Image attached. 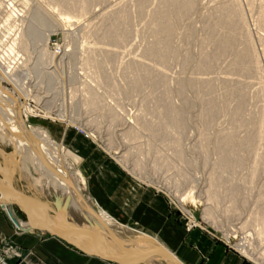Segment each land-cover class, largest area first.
<instances>
[{"label": "rangeland", "instance_id": "rangeland-1", "mask_svg": "<svg viewBox=\"0 0 264 264\" xmlns=\"http://www.w3.org/2000/svg\"><path fill=\"white\" fill-rule=\"evenodd\" d=\"M40 1L54 15L68 20L63 30H53L43 7L37 9L30 0H0V60L10 69L23 66L13 82L24 90L19 88V94L12 83L1 80L0 84L19 97L20 103L25 102L30 110L22 109L25 121L39 126L59 144L81 193L93 201L78 170L77 155L101 152L111 161L110 166L116 164L136 183L164 195L169 220L176 227L185 232L207 230L248 263L258 264L240 253L247 248L255 259L260 255L258 261L264 264V234H257L264 221L259 225L253 221L257 213L264 212V127L261 140L255 139L249 147L242 145L258 129L264 112V0H193V8L172 22L169 55L163 61L147 51L155 40L154 14L161 0ZM225 4L233 9L232 16L242 18L244 30H234L236 42L220 53L226 29L222 27L212 40L209 30L214 12ZM17 10L24 14L23 24L13 18ZM113 26L124 33L122 39L115 33L107 35ZM13 40H17L16 46ZM57 46L65 52L58 65L64 79L47 64ZM243 49L251 51L254 61L241 70L231 61ZM203 53L209 56V66L198 69ZM149 69L151 77L142 79ZM233 89L235 94L223 101L224 94ZM203 97L212 103L211 121L202 118L208 108ZM241 102V114H235ZM168 104H174L181 116L183 113L179 124L164 119ZM61 114L66 119L62 120ZM239 118L243 119L240 123ZM0 125V149L14 153L15 144L2 137L10 128ZM224 133H231L232 152L219 150ZM21 155L13 159V189L36 201L38 210L30 209L39 217L51 218L57 230L63 228L68 222L54 202L53 185L39 163L29 154ZM114 155L122 156L127 166L138 168L134 169L147 182L131 174ZM228 156L239 161L233 162L235 168L221 167L219 159ZM257 158L263 164L256 163ZM9 166L0 153V173ZM231 193L237 198L234 212L228 214ZM208 194H214L213 199ZM185 195L196 201L190 197L182 201ZM13 207L27 220L16 204ZM206 210L214 212V217L206 215ZM105 216L110 223L127 225L110 212ZM126 250L129 252L124 255L144 252ZM155 255L129 264H164Z\"/></svg>", "mask_w": 264, "mask_h": 264}, {"label": "bare ground", "instance_id": "bare-ground-1", "mask_svg": "<svg viewBox=\"0 0 264 264\" xmlns=\"http://www.w3.org/2000/svg\"><path fill=\"white\" fill-rule=\"evenodd\" d=\"M30 1H32L34 3V5L36 6L37 9H39V6H42V3L40 0H30ZM9 5H10V3H9ZM193 5H194L193 0H161L160 1V4H159V6H158V8L154 14L155 15L154 17L156 18V21H157L155 24L156 25L155 30L153 32V36H154L155 40H154V43H152V45L147 49V51L151 55L158 57L161 61L166 60L165 58L167 57V54L169 55V38L171 36L172 28H173L172 22L174 20L177 21V19L180 18L182 16V14L187 13V11L191 10V8H193ZM235 9H236V7H235ZM39 10H38V12H40ZM43 10H44L43 13L45 12L44 14H46L45 17L47 16V18H49V20H50L49 22H51L50 26L53 28V30H57V29L63 30L64 29L65 24H67L66 23L67 19L65 20L64 18H62V16L61 17L56 16V14L54 15L55 12L53 13L50 9H46L43 7ZM53 11H56V10H53ZM233 12H234L233 9H230L227 6V4H225V6L223 5V6L219 7L214 12V23L212 22L213 24L211 25L210 30H209L211 40L215 38L218 31L222 27H224L226 29L225 37L222 38V40L220 42L221 43V45L219 47L220 53L225 52L226 50H228L232 47V45L236 42L235 37H234L232 32H235L234 30L243 27L242 18L239 17L238 19H236L234 16H232ZM40 13L39 14L37 13V15H41ZM43 13H42V16H43ZM23 15H24L23 13H21L17 10L14 13L13 18L15 17V20H17L23 24V22H24ZM125 16L126 15H123V17H125ZM114 33L116 36H117V34L121 35L120 38H118V39H122V37L124 35L123 32H117L116 27H114V26L110 31H108L107 35H113ZM220 33H221V30H220ZM241 37L242 36H240V38ZM220 38H221V36H220ZM16 41L17 40H13V43L15 44V46H16ZM12 47H14V46H12ZM22 47L24 49L26 48V43L24 42V40H22ZM64 54H65V52H64L63 48L60 46H57L54 50L51 51L50 57H49V62L47 63L48 65H50V68L52 67L54 69V71H56V72L58 71V75L61 76V78H63V76L59 70L58 65L62 61ZM253 57L254 56H252L250 50H247V49L239 50L235 53L234 57L232 58L231 65L237 69H241V70L247 69L248 65L253 63V61H254ZM209 61L210 60H209L208 54L203 53L201 62L199 65H197V68L198 69L207 68L209 66ZM15 68L16 67L11 68L12 69V71H11L9 65L5 66L3 64V62L1 63V60H0V81L4 80V81L8 82L9 84L12 83L14 85V82H13L14 77L18 74H19V76L21 75L20 72L22 71L23 66L20 68L18 67L19 70L15 69ZM150 73H151V71L149 69V71H147L146 75H144V76L142 75L143 76L142 79L150 78L151 77ZM15 79H16V77H15ZM139 80H141V79H139ZM18 84H20V83H18ZM18 84L14 85V89H16V91L19 92V88L21 89V87L18 88ZM235 91L236 90L233 89V90H230L227 93V95L224 94L225 97L223 98V101H225L226 99H228L229 97L234 95ZM19 94H20V92H19ZM183 100H184V98H183ZM183 100H182V102H184ZM203 102L205 103V106H207L208 108H206L207 112L203 115L202 118H206L207 121H211L212 116H214L212 103L210 102V99H205L204 97H203ZM241 106H242V102L236 106L237 108H235V114L240 113ZM23 108L27 109V111L30 112V110L28 109V107L24 101H22L20 103L19 97H17L13 92L8 90V88H6L0 84V124H2V125L4 124V125L8 126V128H10L9 132H8L9 134L4 135L2 137H5L9 141H12L16 146L15 152L14 153L10 152L11 155H7V153L2 151L1 149H0V153L4 157L5 162L7 159L9 161L10 159L14 158V155L16 156L18 153L19 154L22 153V155H23V153H24V155L29 154L31 156L32 161L34 160L35 162L39 163V166L41 167V169L43 168L42 172L47 173V175L45 177L49 181L52 182V179L55 178L56 182H58L57 183L58 186L61 184L62 189L59 190L61 192V195L65 194L66 198L68 197L69 199H70V197H72L73 200L71 199V201L74 202V212H75V215L78 217L75 221H73L74 224L76 225L75 226L76 232H74V231L70 232V231H67L65 229L62 232H65L71 236L72 235L77 236V237L80 236L83 238L82 242L84 244H86L87 246H89L91 248L101 249L102 251L112 253L113 255H115L113 252H119V253L122 252L123 254L121 253V255H124V253H128L129 250H126L123 252L122 248L125 246L133 248V249L137 248L139 251H147V250L154 248L156 241H158V240L154 238V236L151 232H148V231L146 232L145 229H139V231L134 230V229H131L129 227L122 226L121 224H118V223H116V225L115 224H107V222H106L107 220L103 216H101L102 219H99L98 215H97V217L94 219L90 215V210L92 209L91 206L94 204H92V201L89 198L85 197V195H83L81 193L79 183H77L76 178L73 177V173H72L73 171L71 172L69 170V167L66 166L67 163H66V158H65V154L63 153V150L61 149L59 144L57 142H55L51 138V136H49V134L46 133L43 129L41 130L39 126L31 125V124H29V122L27 123L25 121V119L23 117V113H22ZM180 113L181 112H179V110H177L175 108L174 104H168V109H166L164 112V119L172 121L173 123L178 122L177 124H179V122L184 119L183 113H182V116ZM63 114H64V112H63ZM261 114H263V115H261L262 119H261V123L258 124L259 125L258 129L257 130L255 129L256 131L254 133H252V134L250 133L251 135L248 136L246 142L242 144L243 147L248 146L249 143L254 141L255 139H257V140L262 139L261 137H262L263 127H264L263 126L264 112ZM60 118L62 120L66 119V117L64 118V115L62 116V114H61ZM241 120H243V119H240L237 122L240 123ZM247 121H248V119H247ZM67 122L68 123H74L73 120L72 121L68 120ZM237 122H235V123H237ZM235 126H236V124H235ZM79 127L81 129L84 128L82 125H79ZM182 128L181 127L177 128V131L181 130ZM163 129L166 130V127H164ZM167 130H169V129H167ZM231 131H232V129H231ZM203 136H204V134H203ZM231 137H232L231 133H228V134H225L224 136H222L221 142L219 143V150L221 152L231 151L232 147L235 146L231 141L232 140ZM14 144H13V146H14ZM45 155H47V158H43ZM62 156H64V158ZM114 156L118 159V161L123 163L124 167L131 174H133L136 177H138L139 179L147 182V180L144 177H142L141 173L139 174V172L138 173L136 172L135 169L139 170L138 168H135V167L132 168V167L127 166L125 163L126 161L123 162V159H121L122 156H120V155L119 156L114 155ZM18 159H19V157H18ZM233 162L237 163L239 161L229 159V156H228V158L222 157L219 159V163L221 164L222 168L234 167L235 165L233 164ZM262 162H263L262 159H260V158L256 159V163L261 165V164H263ZM7 169H8V171L6 172V174H5L6 176L2 182V185H4V186H7V183L9 181V176L11 173V167L9 166V167H7ZM75 174L77 175V173H75ZM250 180H251V178H250ZM68 193H70L71 195H69ZM212 193H214V191ZM214 194H212V196H211V194H208V196L210 195V197H212V199H213ZM189 197H187V195H185L182 198V201H183V199L185 200L186 198H189ZM228 198H229L231 205L226 210V213L229 214L231 212H234V210L232 209L233 208L232 205L236 204L237 196L231 193V195H229ZM2 199H9L13 202L18 203V205H20V207L23 210H29V207L27 205L23 204L22 201L18 200V201H20V203L16 201L19 198L15 197L11 194H8L4 190H2V196L0 197V200H2ZM191 199H192V201H196V199L193 197ZM188 201H190V200H188ZM259 213H257V216L254 217L255 219L253 218L254 220L252 219L256 223H258L257 225L263 223V221H264V212L261 211V214H259ZM205 214L209 215L210 217L211 216L214 217V212H212L211 210H206ZM92 215L94 216L95 213H93ZM67 216L69 219H71L69 214H67ZM32 218L35 219L36 221H38L39 223H42V221H43L37 214L35 217L32 216ZM261 226H262V224H261ZM261 226L259 227L258 232H257L258 236H260L261 234H264V227H261ZM110 232H113V234L116 236V238H113L112 236H110V234H109ZM237 248L239 250H242L239 247H237ZM246 250H242V251H240V253L244 254L246 257H248L250 259L256 260L258 264H261V262H259L260 260L258 261V259H260V257H259L260 255L258 256L259 257L258 258L257 254H256L257 259H255V256L253 257V254H251L252 255L251 256ZM250 252H252V251H250ZM156 255L159 256L162 260H163V258L164 259L166 258L169 262L174 264L173 261L167 255L161 254V253H156ZM163 262H164V264H171V263H168L164 260H163Z\"/></svg>", "mask_w": 264, "mask_h": 264}, {"label": "crops", "instance_id": "crops-1", "mask_svg": "<svg viewBox=\"0 0 264 264\" xmlns=\"http://www.w3.org/2000/svg\"><path fill=\"white\" fill-rule=\"evenodd\" d=\"M6 153L11 155L10 152ZM89 154L77 155V164L80 168L78 170L85 178L86 189L93 197L92 204L98 206L97 209L91 206L90 215L94 219L97 215L99 219H102L101 216L106 219L105 215L110 212L121 223L127 224L122 226L129 227L130 225L129 228L136 229L137 226L131 225L136 223L139 225L138 231L145 229L146 232H151L164 247L185 264H250L207 230L195 228L185 232L176 227L169 220L170 211L164 195L136 183L128 172L116 164L110 166L111 161L105 160L101 152L95 155L96 157ZM44 158H47V155ZM13 159L15 158L9 160L11 172ZM74 161H77L76 157ZM6 172L7 170L1 172V185ZM43 175L46 176L47 173L43 172ZM12 178L13 174L11 176L10 173L9 183L13 188ZM49 183L54 187L56 199L54 202L62 211L64 220L68 222L63 228L58 227V230L76 232V225L73 221L78 217L74 212L72 197L69 199L65 194L61 195L59 190L62 186L61 184L58 186L55 178ZM1 196L2 190H0ZM13 204L15 202L9 199L0 200V248L4 250L8 260L13 264H114L107 259L85 254L65 240L43 231L41 226L34 227L39 225V222L33 218L23 220L24 216L21 218L17 214ZM24 204L30 208L28 203L24 202ZM17 206L21 209L19 205ZM93 213H95L94 216ZM43 218L41 219L44 220ZM106 222L113 224L108 220ZM74 237L83 241L80 236ZM125 249L131 248L125 246L123 250ZM113 253L121 255L122 252ZM163 260L171 263L166 258Z\"/></svg>", "mask_w": 264, "mask_h": 264}, {"label": "water", "instance_id": "water-1", "mask_svg": "<svg viewBox=\"0 0 264 264\" xmlns=\"http://www.w3.org/2000/svg\"><path fill=\"white\" fill-rule=\"evenodd\" d=\"M0 175H2V174L0 173ZM9 184H10L9 182L7 183V186L0 184V190H4L7 193L12 194L15 197L19 198L16 200L17 202H19V203H20V201L26 202L30 206H32L33 209L38 210V205H37L35 200H33L29 197H26L25 195H21V194L15 192L14 189L11 187V184L10 185ZM18 200H20V201H18ZM15 204L18 205V203H16V202H15ZM23 211H24V214H25L27 220L30 219L32 216H34V217L36 216V212L31 211L30 208H29V210H23ZM37 226H41L43 228V231L65 240L66 242L75 246L77 249L84 252L85 254H89V255L97 256V257H100L103 259H107V260H110V261L115 262L117 264L136 263V262H139V261L145 259L149 255L156 254V253H161V254L167 255L173 261L174 264H185L177 256H175L173 253H171L169 250H167L164 246H162L158 241H156L154 248L147 250V251H144V252H141V253L130 254V255H113V254L105 253L101 249H97V248L93 249L91 247H87V246L83 245L81 242L79 243L77 240L70 237L67 233L62 232L60 230H57L53 226V222L51 221V218H47V219L45 218L42 221V223H40L39 225H35L34 227H37ZM109 234L113 238H116V236L113 234V232H110Z\"/></svg>", "mask_w": 264, "mask_h": 264}, {"label": "built area", "instance_id": "built-area-1", "mask_svg": "<svg viewBox=\"0 0 264 264\" xmlns=\"http://www.w3.org/2000/svg\"><path fill=\"white\" fill-rule=\"evenodd\" d=\"M0 264H13L8 260L6 253L1 248H0Z\"/></svg>", "mask_w": 264, "mask_h": 264}]
</instances>
